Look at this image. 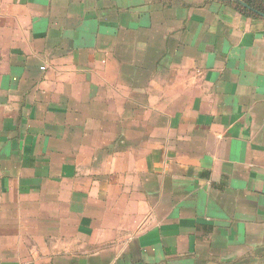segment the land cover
I'll return each mask as SVG.
<instances>
[{"label": "crops", "instance_id": "crops-1", "mask_svg": "<svg viewBox=\"0 0 264 264\" xmlns=\"http://www.w3.org/2000/svg\"><path fill=\"white\" fill-rule=\"evenodd\" d=\"M237 0H0V264H264V17Z\"/></svg>", "mask_w": 264, "mask_h": 264}, {"label": "trees", "instance_id": "trees-1", "mask_svg": "<svg viewBox=\"0 0 264 264\" xmlns=\"http://www.w3.org/2000/svg\"><path fill=\"white\" fill-rule=\"evenodd\" d=\"M243 3H233L231 4L238 12L247 18L251 19H262L264 14V0H241Z\"/></svg>", "mask_w": 264, "mask_h": 264}, {"label": "water", "instance_id": "water-1", "mask_svg": "<svg viewBox=\"0 0 264 264\" xmlns=\"http://www.w3.org/2000/svg\"><path fill=\"white\" fill-rule=\"evenodd\" d=\"M237 1H239L240 3H243L241 0H237ZM243 4L246 5L245 3H243ZM261 15L264 17V14L263 13Z\"/></svg>", "mask_w": 264, "mask_h": 264}]
</instances>
